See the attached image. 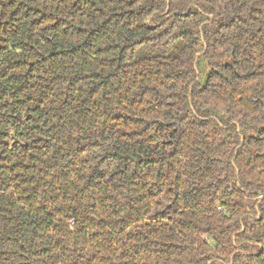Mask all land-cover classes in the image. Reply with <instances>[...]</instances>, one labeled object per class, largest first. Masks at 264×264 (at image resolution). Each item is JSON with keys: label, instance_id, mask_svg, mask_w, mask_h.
Segmentation results:
<instances>
[{"label": "trees", "instance_id": "16d2710c", "mask_svg": "<svg viewBox=\"0 0 264 264\" xmlns=\"http://www.w3.org/2000/svg\"><path fill=\"white\" fill-rule=\"evenodd\" d=\"M0 264H264V0H0Z\"/></svg>", "mask_w": 264, "mask_h": 264}]
</instances>
